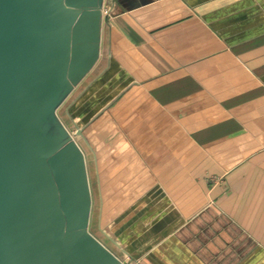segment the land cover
Listing matches in <instances>:
<instances>
[{
	"label": "crops",
	"instance_id": "0c3cea01",
	"mask_svg": "<svg viewBox=\"0 0 264 264\" xmlns=\"http://www.w3.org/2000/svg\"><path fill=\"white\" fill-rule=\"evenodd\" d=\"M132 1H104L98 61L58 110L94 236L127 264H264V0Z\"/></svg>",
	"mask_w": 264,
	"mask_h": 264
},
{
	"label": "water",
	"instance_id": "95a60500",
	"mask_svg": "<svg viewBox=\"0 0 264 264\" xmlns=\"http://www.w3.org/2000/svg\"><path fill=\"white\" fill-rule=\"evenodd\" d=\"M104 1L0 0V264H126L89 230L82 131L58 114L98 61Z\"/></svg>",
	"mask_w": 264,
	"mask_h": 264
},
{
	"label": "rangeland",
	"instance_id": "374dc122",
	"mask_svg": "<svg viewBox=\"0 0 264 264\" xmlns=\"http://www.w3.org/2000/svg\"><path fill=\"white\" fill-rule=\"evenodd\" d=\"M60 115V119L63 120V117L61 115V112L59 113ZM90 159V163H91V158ZM89 170L91 169V165L88 166ZM90 178H92V172L90 171L89 173ZM93 195H94V191H93ZM94 197V196H93ZM96 218H97V207L94 205V198H93V205H92V212H91V218H90V227L89 230L90 232L99 237L101 239V235L99 234V232L96 229ZM103 240V239H102ZM127 264V263H126Z\"/></svg>",
	"mask_w": 264,
	"mask_h": 264
}]
</instances>
